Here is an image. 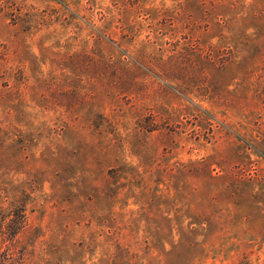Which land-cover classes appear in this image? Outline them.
Here are the masks:
<instances>
[{
    "label": "rangeland",
    "instance_id": "1",
    "mask_svg": "<svg viewBox=\"0 0 264 264\" xmlns=\"http://www.w3.org/2000/svg\"><path fill=\"white\" fill-rule=\"evenodd\" d=\"M0 264H264V0H0Z\"/></svg>",
    "mask_w": 264,
    "mask_h": 264
}]
</instances>
